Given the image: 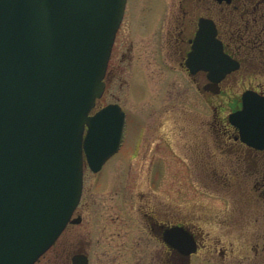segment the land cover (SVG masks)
I'll return each instance as SVG.
<instances>
[{"label": "water", "instance_id": "water-1", "mask_svg": "<svg viewBox=\"0 0 264 264\" xmlns=\"http://www.w3.org/2000/svg\"><path fill=\"white\" fill-rule=\"evenodd\" d=\"M126 0H0V264H34L60 236L82 191L83 152L97 172L118 148L124 113L103 94ZM187 65L217 85L238 63L201 19ZM210 86H206L205 90ZM212 87V85H211ZM230 121L254 135L264 106L246 91ZM86 129V131H85ZM85 132V133H84ZM166 242L183 254L196 244L181 227ZM72 264H86L76 255Z\"/></svg>", "mask_w": 264, "mask_h": 264}, {"label": "rangeland", "instance_id": "rangeland-1", "mask_svg": "<svg viewBox=\"0 0 264 264\" xmlns=\"http://www.w3.org/2000/svg\"><path fill=\"white\" fill-rule=\"evenodd\" d=\"M165 1L126 0L108 61L104 79L106 88L96 100V108L107 103H118L125 112L123 151L107 161L97 176L84 168L83 196L74 213V216L82 217V222L69 224L54 246L35 264H47L53 254L62 253L57 249H61L63 243L77 246L80 241L89 252L93 264H101L98 258L102 259V264H128L127 258L121 255L113 262L110 250L108 254L98 257V243L114 244L132 235L134 238L144 237L142 222L147 219L142 213L150 209L165 212L168 222L183 221L198 225L204 234L209 233L212 238V233L219 230L212 223L220 220L229 222L225 211L264 205L251 191L253 182L242 178L241 166L236 167L231 156L224 154L229 163L219 164L222 157L218 154L222 152L220 148L223 147L224 138L219 133V124L211 118V100L194 91L186 80V74L180 72L172 60L173 31L170 28L173 22L168 20L165 25V22H161V14L170 17L172 12L176 14L177 7H164ZM170 31L172 33L168 35ZM164 36L169 37L167 43ZM259 56L257 53H246L240 71L232 74L224 84L225 93L214 97L213 105L223 106L219 118L234 105L225 106L233 95L236 94L238 98L245 89L257 85L264 88V60ZM214 125L216 151L212 181V175L207 171L206 145L209 141L208 127ZM161 129L164 130L162 135ZM151 132L156 133L150 140L154 143L167 141L168 146L165 150L156 148L149 155V150H145L143 145L149 141ZM139 146L140 155L133 165V171L128 174L126 165L116 164L126 156L128 149ZM162 155L166 160H161L157 165L154 174L157 180L153 184L147 165L151 159L157 160ZM163 168L165 186L160 181ZM245 220L239 218L236 221ZM205 237V247L199 253L229 247L225 234L219 237L223 242L215 246L212 240H208L209 237ZM103 248L112 249L113 245H103Z\"/></svg>", "mask_w": 264, "mask_h": 264}, {"label": "flooded vegetation", "instance_id": "flooded-vegetation-1", "mask_svg": "<svg viewBox=\"0 0 264 264\" xmlns=\"http://www.w3.org/2000/svg\"><path fill=\"white\" fill-rule=\"evenodd\" d=\"M166 5H174L175 8L177 7L176 14L172 12L170 17L167 15L166 18L164 13L161 14V19L163 18V21H161L162 23L165 22L166 25L168 20H170L169 22L171 23L173 22L170 28L173 33L172 31L168 33V35L172 33L173 37L171 42L172 60L174 63L176 62L180 72L183 71V73L186 74L188 78H186V80L189 82L190 86L193 87L194 91L196 93H202L212 102L211 108L213 115H211V118L214 123L219 124V133L221 137L224 138L223 147L220 148L222 152L218 154L222 157V162H219V164H227L228 161L225 159L224 154L231 156L230 159L234 160V164L237 165L236 167L241 166L242 173L240 174L242 178L245 181L250 180L253 182L251 191L264 203V119L258 120L260 125L256 127V133H254V135H245V138L248 139L249 142L241 140V127L229 121V115L242 108V93L246 90L256 92L258 98H260L262 104H264V88H262L261 85H257L245 89L238 98L236 94L233 95L232 100L228 99L229 101L227 100L225 106L227 105V107H230L232 103H234V105L227 113H224L221 118H219V113L223 106L213 105L214 97L221 96L225 93L226 86H224V84L231 78L230 76L240 71L242 63L245 60L243 57L246 53H257L260 55L259 57L264 60V0H166L164 2V7ZM216 14H218L217 17ZM200 19L213 22L216 29V38L221 42L223 52L238 63V68L221 77L215 86L213 85L214 83H211L212 79L208 77V72L196 68L195 65H187V57L192 51L193 40L198 31ZM165 37L167 43L169 37L164 36L163 38ZM160 51L163 54L162 46ZM207 85L210 87L205 90ZM208 98L207 100L209 101ZM209 128L210 127H208L209 141L206 145L208 163H206V165L208 173L210 172L209 174L212 175V177L210 176V180L213 181L216 151L215 129H213L215 125ZM162 131L164 130L161 129L160 135H162ZM154 133L156 132H151L149 134V141L145 146L142 142L145 150H149V155H152L156 148L165 150L166 146H168L167 141L154 143L150 140ZM123 137L124 131L117 150L104 162L101 169L94 173L96 176L101 173L107 161L115 155L118 156V154L123 151ZM140 149V146L130 150L128 149L126 156L118 160L116 165H126V172L128 174L131 173L133 171V165L140 155ZM193 149L191 148V150ZM161 160H166L164 155L157 160L156 158L151 159L147 165L149 177L152 179L153 184L157 180L154 175L155 169ZM84 168L89 169L85 157L83 158V173ZM159 168L161 169V167ZM164 178L165 174L163 168L160 181H162L165 186ZM82 196L83 187L80 201ZM245 209L249 211L247 212ZM144 214L147 221L142 222V229L145 234L144 237L148 235L145 239L144 237L134 238V235H132L124 241H116L114 244L110 242L105 244L98 243L96 249L98 251L97 256L102 257L108 254L107 252L110 250L113 262L117 261L121 255L127 258L128 264H264V205L244 209L239 208L237 210L230 208L228 211H225V214L228 215L229 222L220 220L216 223H212V226L217 225V227H219V230L216 231L215 234L223 230L216 238L214 237V233H212V238L209 237V233L204 234L202 228L198 225L193 226L183 221L168 222L164 215L165 212H157L154 209H150L142 213V215ZM77 217L80 218L78 223L80 224L82 222V217L80 215H77ZM239 218L246 220L236 221L237 219L239 220ZM174 226L181 227L192 236L196 244L194 253L189 255L183 254L166 242V232ZM224 234L227 236L226 241L228 242V249L213 248V251L210 249L209 253H199V251L205 247L204 242L207 240L205 236L209 237L208 240H212V244L215 246L223 242L219 237H224ZM68 245L74 247V249L70 247L67 248ZM103 245H113V248L104 249ZM57 250L62 253L56 252L53 254L52 259H50L47 264H72V258L76 255L84 257L86 259V264H93L92 258L85 249L82 241L78 242L77 246H74L73 243L69 244V242L63 243L62 248H58ZM59 258H61L60 261ZM98 261L102 264L101 258H98Z\"/></svg>", "mask_w": 264, "mask_h": 264}]
</instances>
